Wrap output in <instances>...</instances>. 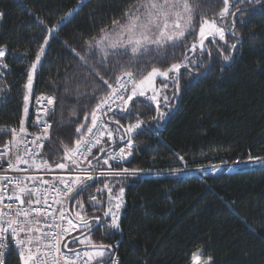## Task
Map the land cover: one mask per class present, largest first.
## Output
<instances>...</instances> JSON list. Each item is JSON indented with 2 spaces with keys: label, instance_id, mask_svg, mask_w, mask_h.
<instances>
[{
  "label": "trees",
  "instance_id": "obj_1",
  "mask_svg": "<svg viewBox=\"0 0 264 264\" xmlns=\"http://www.w3.org/2000/svg\"><path fill=\"white\" fill-rule=\"evenodd\" d=\"M138 2L142 0H0V12L4 13L0 19V49L5 50L0 60L4 71V77H0L2 142L20 125L27 78L43 47L32 97L40 93L55 97L52 143L44 146L43 154L51 163L63 157V146L74 144L78 138L75 129L85 123V115L95 110L96 103L109 91L100 76L113 83L116 70L131 63L124 55L113 56L112 51H107V62L102 63L103 52L98 47L90 50L86 41L95 45L103 35L101 28L107 32L127 25L129 19L124 13ZM190 3L195 5L193 25L197 30L201 17L220 20L222 0ZM232 12L236 13L235 37L228 35L227 44L217 39L206 44L211 55L197 54L200 58L193 56L194 65L181 68L179 93L171 102L176 107L163 108L161 122L160 104L158 109L157 102L148 97L131 102L129 111L145 125L131 137L135 147L127 163L129 168L170 171L185 164L264 158V0L240 1L238 6L233 3ZM114 20L119 24L114 25ZM54 28L50 36L48 29ZM194 37L186 36L187 47ZM232 43L237 48L232 59L225 62L217 46L228 54ZM148 55L151 66L166 68L192 54L178 45ZM121 113L108 116L106 125L114 137L105 135L93 150L89 160L94 165L93 157H98L101 149L122 144L119 137L123 133L116 131L114 121L118 119L126 126L137 118ZM90 119L89 115L88 126ZM106 154L100 157V166L105 168L108 166L102 160ZM102 182H109L113 192L124 188L119 230L103 226L110 218L103 216L109 206L107 191L96 192ZM93 194L103 201L96 209L90 201ZM78 199L84 208L79 209L73 200V214L81 210L87 219L101 217V223L90 232L91 239L116 249L119 264H191L192 255L199 250L212 258V264H264V163L228 168L216 175L101 177ZM78 227L76 233L86 230ZM6 264H21L19 254L11 250Z\"/></svg>",
  "mask_w": 264,
  "mask_h": 264
},
{
  "label": "snow or ice",
  "instance_id": "obj_2",
  "mask_svg": "<svg viewBox=\"0 0 264 264\" xmlns=\"http://www.w3.org/2000/svg\"><path fill=\"white\" fill-rule=\"evenodd\" d=\"M224 7L219 13V19L221 25L227 20L231 25L228 29V35L235 37L236 33L234 31L235 26V16L236 13L229 12V0H222ZM234 4L237 6L240 0H233ZM260 2V0H256ZM195 5L190 3V0H142L136 4L130 5L129 9L124 13L125 17L131 21L129 25L122 28V41L117 44H110L109 47L113 50L112 55H124L129 61H131L128 68L117 69L118 75H114L113 83H109L105 80L103 76H100L101 81L107 86L109 91L105 96L99 99L96 103V109L91 113L86 114L84 117L85 123H81L79 127L75 129V134L77 139H75L74 144L63 146V157L61 159L54 160L53 163H49L48 159L41 155V150L44 147V141L49 140L51 135L50 129L52 128L51 123L47 120H41L40 116L37 115L36 126L39 132L33 134L32 140L30 141L33 149H29L26 144H24V136L26 130L23 126L19 129V137H17V130L12 129L15 143L10 145H5V151L0 153V161H4L5 157L14 148L13 158L6 161L7 167L15 171H23L19 168V165L24 164L32 169H44L51 170L53 167L58 169H71L69 175L70 179L66 180L63 178H56L54 182L39 179L41 185H49L51 183V191L55 192L59 196H63L65 200H74L79 209H83V203L78 199L81 193L87 192L89 188L94 186L95 181L99 180L101 177H133L139 174L138 169L129 168H118L113 170L111 167V161H116L119 163L123 161L126 156L132 155L131 151H125V148L119 149V154H107L102 160V164L108 166V168L97 170L101 164L99 157H93L96 160L94 165L92 160L88 157L92 155V150L97 145L101 143V138L107 135L109 138L114 137V132L108 129L106 124L98 125V117L96 112L102 109V106H107V111L115 112L117 109L120 112L127 113L128 116H137L135 112L129 111V105L134 100V98L140 96H146L148 91L151 89L154 93L156 92L155 81L157 77H162L164 81H172L175 85L173 95H178L179 93V74L181 68L187 69L189 65H194L196 60L193 56L199 59V54L208 52L211 55L210 50L205 47V41L212 43L218 37L220 41H224L227 44L226 32L223 26L218 25L216 19L200 18L198 30L193 25V18L197 15L194 11ZM237 7V11H239ZM4 13L0 12V19H2ZM72 13L70 12L68 16L70 17ZM231 15L233 19L228 20V16ZM67 19V17L65 18ZM41 23H43L41 21ZM114 25L119 24L118 21H113ZM59 25L56 26L58 28ZM56 29H48V33L51 36ZM101 34L105 33V29H100ZM186 36L197 37L190 47H187ZM106 35H101L100 39L95 40V45L91 41H86L89 45V49H94L95 47H100L103 45ZM211 38V40L209 39ZM45 45L48 44V39L43 42ZM184 46L187 53L192 55H185L183 60L180 62L172 63L166 68H160L156 66H151V60L149 53H159L161 51H167V49H175L177 46ZM218 51L222 55L225 62L232 59V53L237 48L236 43L230 44L228 47V54H224L223 48L217 46ZM75 52V50H72ZM103 52L102 63L107 62L108 52L101 47ZM44 54V48L41 47L39 53L35 56V61L31 66V74L28 75L25 88L31 92L33 87V78L36 71V67L41 62V57ZM77 56L80 57L82 61L85 60L83 56H80L78 52H75ZM5 52L0 50V58L4 57ZM174 55V53H173ZM86 62V61H85ZM149 66V70L145 71V66ZM134 68L135 71L130 70ZM99 75V73H97ZM161 88L167 89V83H161ZM47 105H55V97H47ZM150 100L156 101L157 95L153 94L149 97ZM25 116L28 113L27 102L29 96L24 97ZM165 102L168 101V96L164 97ZM117 104V108L114 109L111 105ZM156 107L159 109V103ZM44 113L47 114L48 108L43 109ZM89 115L90 126L89 125ZM164 113H160L162 118ZM153 119H157L154 117ZM117 125V132H122L120 135V140H125L127 137L126 148L131 149L133 146L132 135L137 132V130H143L142 126L145 125V121L136 118L135 122L127 123V125H122L120 120H115ZM23 123V122H22ZM50 142V141H49ZM23 145V152H21V146ZM103 154V149H101ZM182 159V157H181ZM261 157H250V160H262ZM0 180L7 181L9 177L7 175L0 177ZM29 180L27 176L18 178L14 183V188L9 193L7 191V185L0 186V205L3 204L4 200L7 199L12 201L13 199L19 201L21 205L27 204L29 207L27 209L16 208L13 209V205L9 203L3 208H0V264H5V249L8 247L7 240L8 234L12 237L14 244L18 248V254L21 264H105L106 254L109 257L114 256V253L110 251V245L96 244L92 241L90 230L91 224L89 220L85 217L83 211L78 210L75 212V216L81 222L84 229L89 230V234H83L82 239L74 238L75 243L81 245L90 246L91 250H85L82 253L80 251L68 250L67 253H62L61 244L64 241V234L68 229L63 228L60 224H50L49 227L52 229L48 234L45 235V239L48 240L47 251L41 254L40 247H33V233L39 231L37 225L39 224L40 214L43 213L50 220L64 221L67 219L65 216L66 209L61 207L58 215H53L52 212L47 211L46 208H32L31 205L43 204L48 208L51 205L48 204V193L49 189L45 188L41 191L40 187L35 186L37 180L36 177L31 178L33 186L29 187ZM93 182V183H89ZM119 183V181H117ZM56 185H62V187H57ZM106 190L108 193V207L107 210L103 212L105 218L104 227H110L115 230L120 229L119 216L117 212L122 207L123 204V193L124 188H119V193L113 195V188L110 186L109 182H102V188L97 187L96 192H102ZM75 192L76 195L71 194ZM90 201L92 202V207L94 209L99 208L103 201L98 199L96 195H90ZM55 203L61 204L60 200H56ZM32 213L37 215L32 217ZM21 217L23 219H21ZM29 217H32L29 219ZM97 224H100L101 217L96 216L93 218ZM69 225H72L71 220H67ZM21 233L24 236L21 237ZM67 248V245H64ZM203 253H198L192 256V260L199 262L200 256ZM108 264H118V261L110 260ZM206 264H212V258L207 257Z\"/></svg>",
  "mask_w": 264,
  "mask_h": 264
},
{
  "label": "built area",
  "instance_id": "obj_3",
  "mask_svg": "<svg viewBox=\"0 0 264 264\" xmlns=\"http://www.w3.org/2000/svg\"><path fill=\"white\" fill-rule=\"evenodd\" d=\"M0 75L4 77V72L0 71ZM47 97H54L53 95H49L46 93H40L38 95H36L35 97H33L32 99V103H31V107H30V114L28 116V119L26 121H24L21 117L20 119V125L19 127L16 129L17 130V137H19V129L21 126H23L26 130L25 136H24V144L27 145V147L29 149H33V146L31 145L30 141L32 140V136L33 134H36L39 132L38 127L36 126L37 121H36V117L37 115L40 116L41 120H47L49 123H51L52 128H53V115L55 113V105L54 106H49L47 105L46 99ZM119 102L117 101L116 104H112L111 106L116 109L117 108V104ZM44 108H48V112L47 114L44 113L43 109ZM118 111V109L116 110ZM111 111H107V106H102V109L100 111H97V117H98V125L99 124H106L107 123V114L110 113ZM23 122V123H22ZM50 129V133L51 130ZM10 133V137L2 142V140L0 139V153L5 151V145H10V144H14L15 140L13 137V134L11 132V130L9 131ZM2 132L0 131V136H1ZM50 141V142H49ZM51 137H49V140L44 141V146L46 144H51ZM126 144L122 143L120 146H117L115 148H111L110 150L107 151V154L111 153V154H119V149L120 148H125V151H131L132 155L130 156H126V158L123 161H120L119 163H117L116 161H111L110 163L112 164V169H118V168H129L127 166V163L131 160L132 156H133V151H134V143L131 149H127L126 148ZM44 148V147H43ZM96 148V147H95ZM93 148V150L95 149ZM92 150V152H93ZM15 149L13 148L12 151H10L8 153V155L5 157L4 161H0V177L7 175L9 177V180L4 181V180H0V186L3 185H7V191L10 193L11 190L14 188V183H12V181H15L18 178H22L27 176L29 178V180H26L25 183L29 184V187L33 186V183L31 182V178L32 177H36L37 180L35 182V186L40 187L41 191H43L45 188L49 189V193H48V204L51 205V208H48L46 205L43 204H35L33 203L31 205L32 208H46L47 211L52 212L53 215H58L59 211L61 209V207L65 208V216L67 217L66 220L64 221H60V220H56V221H52L50 220L47 216H45L43 213L40 214V219H39V224L37 225L39 231L34 232L33 235V247H40L41 248V254H43V252L47 251V244H48V240L45 239V235L48 234L50 231H52V229L49 227L50 224H60L63 228L68 229L67 232H65L64 234V241L61 244V251L62 253H67V249H65V242L66 240L69 238V233H70V228L71 225H69L67 223V220H71L73 223V220L68 212V200H65V198L63 196H59L57 195L55 192L51 191V183L49 185H41L39 183V179L42 178L44 180H48L50 182H54L56 180V178L60 177L66 180H69L71 177L69 175L71 169H58L53 167L51 170H44V169H32L27 165L21 164L19 165V168L22 169L23 171H15L12 169H9L7 167V163L6 161L8 159L13 158V153H14ZM21 152H23V145L21 146ZM106 154V155H107ZM41 155L48 159L49 163H51V161L49 160V158L47 156H45L43 154V149L41 150ZM90 157V156H89ZM88 157V159H89ZM247 160H241V159H235L234 161L229 162V166L230 167H242L244 165V162ZM257 161H264V159L262 160H257ZM238 164V165H237ZM238 167H236V166ZM229 167V168H230ZM108 168V167H107ZM105 167L99 166L98 167V171L101 169H107ZM131 169V168H129ZM133 169V168H132ZM161 174H176L175 171H155V170H145V171H139L138 175H142V176H149V175H161ZM186 174V173H185ZM176 175H183V174H179L177 173ZM57 187H62V185H56ZM74 193V192H73ZM72 193V194H73ZM71 194V195H72ZM56 200H60L61 204H57L55 203ZM9 203H11L13 205V209L16 208H23V209H27L29 207V205L27 204V202H25V204L21 205L19 203V201L13 199L12 201H9L7 199L4 200L3 204L0 205V208H3L5 205H8ZM36 213H32V217L36 216ZM32 217H29V219H31ZM21 219H23L21 217ZM24 236V233H21V237ZM7 245L8 247L5 249V264H6V260H7V256L9 254V252L11 250H14L16 253H18V248L17 246L14 244L12 237L10 235V232L8 234V240H7ZM118 246V242L115 243V247ZM75 251V250H73ZM80 251L81 253L85 250H77ZM118 261V264L120 262V258L119 255L115 249L114 252V256H112L109 261ZM108 261V262H109ZM107 262V264H108Z\"/></svg>",
  "mask_w": 264,
  "mask_h": 264
},
{
  "label": "rangeland",
  "instance_id": "obj_4",
  "mask_svg": "<svg viewBox=\"0 0 264 264\" xmlns=\"http://www.w3.org/2000/svg\"><path fill=\"white\" fill-rule=\"evenodd\" d=\"M240 1L245 2V0H240ZM233 3H234L233 0H229V12L232 10ZM243 4H245V3H243ZM130 22L131 21H128L127 22V25H124V28H126L129 25ZM216 22H217L218 25H221V21L220 20H216ZM221 26H223L224 29H225V32H226V40H227V36H228L227 33H228V29H229V25L227 24V20ZM121 32H122V28L121 27H117L115 29H112L111 31L105 32L103 35H106L107 38L104 40L103 45L100 46V47H98V48L101 50V47H102L105 51H113L109 47V45L110 44H117L118 45L122 41ZM98 39H100V37ZM196 39H197V37H194L191 40V43L194 40H196ZM209 39H211V38H209ZM216 39L219 40L218 37ZM220 42L223 43L224 41H220ZM191 43H189V47H190ZM206 44L209 45L210 44L209 41H205V47H206ZM211 50L214 53L215 48H214L213 45L211 46ZM215 52H216V50H215ZM0 60H1V58H0ZM0 71L4 72L1 66H0ZM0 77H3V76L0 75ZM161 79H163V78L162 77H157L156 78V81H155L156 92L154 93L150 89L148 91L147 95L146 96H143V97H148L149 98L151 95L156 94L157 95V100L154 101V102H157V103H159L162 106L161 113H164L163 112V108L170 109L172 107H174V108L176 107V104L175 103H171L172 100L176 101V95L175 96L173 95L174 85L172 84V81H164V79L162 81ZM162 82L168 84V88L167 89H163V88L160 87V85H161ZM28 95H29V91L27 90V96ZM165 95L168 96V101L167 102H165V100H164ZM32 99H33V97H32ZM32 99H31V103H32ZM28 103H29V100L27 102V107H28ZM31 103H30V107H31ZM25 106L26 105L24 104V108H25ZM24 108H23V112H22V119L25 121L27 115L25 116ZM29 112H30V110H29ZM163 119H164V115H163L162 118H160V122ZM63 155H64V153H63ZM246 160L247 161L244 162V165L243 166H245V165H257V164H263L264 163V161L250 160V157L248 159H246ZM228 163L229 162H209V163H205V164L197 165V166H187L185 164L183 168L174 169V170H170V171H175L176 174L177 173H179V174L180 173L181 174H185V173H209L210 174L211 173V174L216 175V174H219L220 172L224 171L225 169H228L230 167ZM236 167H238V166H236ZM233 168H235V167H230V169H233ZM118 193H119V190L113 192V195H116ZM123 205H124V193H123V204H122V207L117 212V215L119 216V218H120V215L122 214V211H123ZM70 229L71 230H70V233L69 234L70 235H74L77 232V229H79L78 224H76L73 221ZM82 232L83 231H81L79 233H82ZM85 250H91V249H85ZM198 253H203V251L202 250H199V251L195 252L193 255H197ZM207 257L208 256H206L203 253V255L200 256L199 262H196V261H193L192 260L191 264H206Z\"/></svg>",
  "mask_w": 264,
  "mask_h": 264
},
{
  "label": "water",
  "instance_id": "obj_5",
  "mask_svg": "<svg viewBox=\"0 0 264 264\" xmlns=\"http://www.w3.org/2000/svg\"><path fill=\"white\" fill-rule=\"evenodd\" d=\"M138 97H140V96H138ZM136 98H137V97H136ZM141 98H142V97H141ZM128 107H130V105H129ZM113 113H117V112H110V113H108V114H107V118H108V116H109L110 114H113ZM121 114H124V113L122 112ZM166 120H167V119H166ZM166 120H165V122H166ZM156 121H157V119H156ZM164 126H165V123H164L163 125H159L158 127H159V129H162V128H164ZM125 142H127V137L125 138V140L122 141V143H125ZM108 149H109V147L103 149V154L100 153V154L98 155V157H99V158L102 157V156L107 152ZM92 162H93V161H92ZM89 183H92V182H89ZM75 195H76V193L74 192V193L72 194V196H75ZM72 201H73V200L69 199V202H68V212H69V214H70L72 220H73L75 223L82 225L81 222H80V221L75 217V215L73 214V211H72V209H71ZM88 220H89L90 223L95 222V220H94L93 218H90V219H88ZM100 223H101V221H100ZM98 225H99V224H97L96 222H95V224L91 225V230H90V232H91L95 227H97ZM82 233L86 235V234L89 233V230L86 229V230H84ZM82 233H79V234H77V235H75V236H72V237H70L69 239H67L66 242H65V244L67 245V248H65V249H67V250H75V251H77V250L91 249L90 246H87V245H78V246H76V247H70V245H71L72 243H75V242H73V241H74V238L81 239V238L83 237ZM96 244H101V243H96ZM104 245H109V244H104ZM110 246H111V245H110ZM110 251H111L112 253H114V252H115V249L111 246ZM110 258H111V257H109L108 255L106 256V258H105V264H107V262L109 261Z\"/></svg>",
  "mask_w": 264,
  "mask_h": 264
},
{
  "label": "crops",
  "instance_id": "obj_6",
  "mask_svg": "<svg viewBox=\"0 0 264 264\" xmlns=\"http://www.w3.org/2000/svg\"><path fill=\"white\" fill-rule=\"evenodd\" d=\"M0 50H3L4 52H5V50L4 49H0ZM39 65V64H38ZM38 65H37V67H38ZM37 67H36V69H37ZM35 73H36V71H35ZM35 73H34V78H33V84H34V80H35ZM30 74H31V71H30ZM32 90H33V87H32V89H31V92H29V103H28V114H27V117H26V120L28 119V116H29V114H30V112H29V110H30V103H31V99H32ZM25 120V121H26ZM78 244V243H77ZM107 255V254H106Z\"/></svg>",
  "mask_w": 264,
  "mask_h": 264
},
{
  "label": "flooded vegetation",
  "instance_id": "obj_7",
  "mask_svg": "<svg viewBox=\"0 0 264 264\" xmlns=\"http://www.w3.org/2000/svg\"><path fill=\"white\" fill-rule=\"evenodd\" d=\"M78 225H80V224H78ZM78 234V233H77ZM77 234H74V235H70V237H72V236H75V235H77ZM78 245H81V244H77V243H72L71 245H70V247H76V246H78Z\"/></svg>",
  "mask_w": 264,
  "mask_h": 264
},
{
  "label": "bare ground",
  "instance_id": "obj_8",
  "mask_svg": "<svg viewBox=\"0 0 264 264\" xmlns=\"http://www.w3.org/2000/svg\"><path fill=\"white\" fill-rule=\"evenodd\" d=\"M155 104V103H154ZM63 149V148H62ZM53 151V150H52ZM54 153V152H53ZM56 155V154H55ZM95 264V263H94Z\"/></svg>",
  "mask_w": 264,
  "mask_h": 264
}]
</instances>
